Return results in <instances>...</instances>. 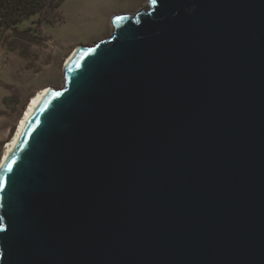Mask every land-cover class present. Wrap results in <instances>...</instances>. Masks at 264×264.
<instances>
[{
  "label": "water",
  "instance_id": "water-1",
  "mask_svg": "<svg viewBox=\"0 0 264 264\" xmlns=\"http://www.w3.org/2000/svg\"><path fill=\"white\" fill-rule=\"evenodd\" d=\"M111 22L0 170V264H264V0Z\"/></svg>",
  "mask_w": 264,
  "mask_h": 264
},
{
  "label": "rangeland",
  "instance_id": "rangeland-1",
  "mask_svg": "<svg viewBox=\"0 0 264 264\" xmlns=\"http://www.w3.org/2000/svg\"><path fill=\"white\" fill-rule=\"evenodd\" d=\"M146 5L147 0H65L63 20L44 22L36 42L0 29V117H6L0 160L29 99L44 87H64V66L74 49L109 38L113 15L136 13ZM34 20L38 17L22 22L20 29L36 28Z\"/></svg>",
  "mask_w": 264,
  "mask_h": 264
},
{
  "label": "trees",
  "instance_id": "trees-1",
  "mask_svg": "<svg viewBox=\"0 0 264 264\" xmlns=\"http://www.w3.org/2000/svg\"><path fill=\"white\" fill-rule=\"evenodd\" d=\"M65 0H0V29L10 30L31 42L41 40L39 27L44 22L59 23L63 20V6ZM36 28L20 29L24 21L34 19Z\"/></svg>",
  "mask_w": 264,
  "mask_h": 264
},
{
  "label": "bare ground",
  "instance_id": "bare-ground-1",
  "mask_svg": "<svg viewBox=\"0 0 264 264\" xmlns=\"http://www.w3.org/2000/svg\"><path fill=\"white\" fill-rule=\"evenodd\" d=\"M78 48H79V46L76 47L74 49V51L67 57L66 64L69 62V60L75 54V52L77 51ZM50 89H51V87H49V86L44 87L29 99V102H28L21 118L17 122L14 135L11 137V139H9L7 141V144L4 147V151L2 153V157L0 160V170L2 169V167L4 166L5 162L7 161L8 157H9L10 153L12 152V150H13V148H14V146H15L18 138H19V135L22 132L31 112L33 111V109L35 108V106L37 105L39 100L43 97V95L46 92H48Z\"/></svg>",
  "mask_w": 264,
  "mask_h": 264
},
{
  "label": "crops",
  "instance_id": "crops-1",
  "mask_svg": "<svg viewBox=\"0 0 264 264\" xmlns=\"http://www.w3.org/2000/svg\"><path fill=\"white\" fill-rule=\"evenodd\" d=\"M4 124H6V117H0V138H2L6 132Z\"/></svg>",
  "mask_w": 264,
  "mask_h": 264
},
{
  "label": "snow or ice",
  "instance_id": "snow-or-ice-1",
  "mask_svg": "<svg viewBox=\"0 0 264 264\" xmlns=\"http://www.w3.org/2000/svg\"><path fill=\"white\" fill-rule=\"evenodd\" d=\"M120 19H122V17H117L116 20L119 21ZM0 187H2V185H0Z\"/></svg>",
  "mask_w": 264,
  "mask_h": 264
}]
</instances>
